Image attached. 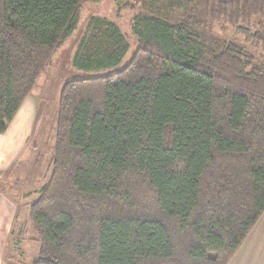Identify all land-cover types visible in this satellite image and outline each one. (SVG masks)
<instances>
[{
  "label": "trees",
  "instance_id": "16d2710c",
  "mask_svg": "<svg viewBox=\"0 0 264 264\" xmlns=\"http://www.w3.org/2000/svg\"><path fill=\"white\" fill-rule=\"evenodd\" d=\"M88 1L0 0V134ZM209 16L264 47V0H211ZM102 24L74 68L121 64L128 45ZM130 29L121 69L60 90L30 264H228L264 212V66L183 22L136 12Z\"/></svg>",
  "mask_w": 264,
  "mask_h": 264
},
{
  "label": "rangeland",
  "instance_id": "374dc122",
  "mask_svg": "<svg viewBox=\"0 0 264 264\" xmlns=\"http://www.w3.org/2000/svg\"><path fill=\"white\" fill-rule=\"evenodd\" d=\"M211 0H185L182 7H178L177 0H90L86 2L80 12L78 26L67 41L56 51L51 63L40 74L29 98L37 102L35 124L32 135L26 147L16 162L6 171L0 173V190L15 189L19 179L31 178L35 161L43 166L41 183L46 182L48 174V159L53 151L55 117L58 110V98L63 84L72 79L100 76L121 69L127 63L137 47L136 38L131 33V18L136 12L158 16L171 23H186L202 42L206 50L219 52L227 43L241 46L252 56L253 65L264 66V47L246 41L235 30L223 23L210 19ZM115 24L128 45L121 64L101 71L78 70L73 67L74 55L81 39L85 45L81 51L91 53L101 43L105 46L103 33L106 28L102 22ZM33 162V164H32ZM29 164V165H25ZM29 166V167H28ZM28 167V169H26ZM47 167V169H46ZM13 168L11 171L10 169ZM34 174V173H33ZM35 195L32 197L34 198ZM31 226V225H30ZM33 234V229H29ZM33 236V235H32ZM23 254L21 264H30L37 257L38 243L27 244L21 248ZM8 264H19L16 258H5Z\"/></svg>",
  "mask_w": 264,
  "mask_h": 264
},
{
  "label": "crops",
  "instance_id": "0c3cea01",
  "mask_svg": "<svg viewBox=\"0 0 264 264\" xmlns=\"http://www.w3.org/2000/svg\"><path fill=\"white\" fill-rule=\"evenodd\" d=\"M29 96L22 103L6 131L0 134V173L9 171L6 170L19 159L32 135L37 102ZM31 167V178L21 180L17 177L19 184L15 189L0 190V264H8L5 258H16V262L19 261L21 264L23 261L21 254L25 253L21 248L32 242L37 243L34 240V233L31 234L29 230L32 229L29 207L38 197L44 184L41 183L42 173L38 174L43 166L36 160L35 165ZM37 169L36 174L34 170ZM228 264H264V212Z\"/></svg>",
  "mask_w": 264,
  "mask_h": 264
}]
</instances>
